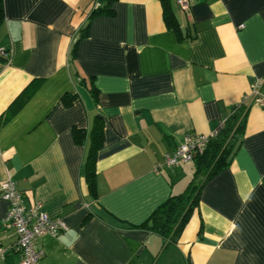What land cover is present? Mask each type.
I'll use <instances>...</instances> for the list:
<instances>
[{"label": "crops", "instance_id": "obj_1", "mask_svg": "<svg viewBox=\"0 0 264 264\" xmlns=\"http://www.w3.org/2000/svg\"><path fill=\"white\" fill-rule=\"evenodd\" d=\"M103 1L3 0L0 183L9 177L26 207L39 202L64 225L38 239L36 264H264V105L247 96L256 79L264 82V0H188L185 9L170 0L181 39L159 0H116L114 15L92 17L71 61L74 40ZM65 94L74 95L69 104ZM241 102V143L201 187L176 242L130 227L193 177V161L155 163L186 134L219 129ZM97 115L103 141L92 196L83 170ZM73 128L83 131L81 143ZM6 210L0 196L1 247L16 240ZM19 261L13 251L0 257Z\"/></svg>", "mask_w": 264, "mask_h": 264}, {"label": "trees", "instance_id": "obj_2", "mask_svg": "<svg viewBox=\"0 0 264 264\" xmlns=\"http://www.w3.org/2000/svg\"><path fill=\"white\" fill-rule=\"evenodd\" d=\"M116 0H104L102 4L95 6L89 13L86 24L81 28L74 40L70 59L76 57L78 42L87 36L90 20L96 15H114L112 7ZM162 7L163 20L168 29L173 30L178 39L182 38L179 24L172 11L170 0H159ZM4 21L3 0H0V26ZM8 51V50H7ZM8 59L0 58V63ZM90 94L96 102L98 90L91 80ZM32 89L28 86L13 100L12 106L17 110L28 99ZM74 95L65 94L62 96L64 104H69ZM243 105L235 106L223 121V127L211 139L208 140L205 148L196 154L193 161L194 172L191 181L183 192L170 194L150 213L147 219L140 224H131L130 227L150 230L161 236L166 242H176L184 225L189 220L193 209L198 204V196L201 187L215 174L225 168L231 156L241 143L244 127ZM6 120V118H4ZM73 138L76 143H81L84 138L82 130L73 128ZM103 141V119L95 116L89 131V145L84 160V181L89 193L95 196V154Z\"/></svg>", "mask_w": 264, "mask_h": 264}, {"label": "built area", "instance_id": "obj_3", "mask_svg": "<svg viewBox=\"0 0 264 264\" xmlns=\"http://www.w3.org/2000/svg\"><path fill=\"white\" fill-rule=\"evenodd\" d=\"M176 3L182 9L189 6L188 0H176ZM8 57L9 52L0 47V58L8 59ZM247 96L251 98L252 102L264 105V82L261 79H256ZM239 105H243V102ZM222 127L223 123L219 129L208 135L186 134L182 142L171 153L164 154L162 160L155 163L154 170L162 167L172 168L180 163L192 161L196 154L203 151L208 140L213 138ZM0 196L7 203L3 222L13 228L16 235L13 245L10 247L0 246V257L3 258L7 252L13 251L20 254L18 264H36L43 256V251L37 245L38 239L43 235H57L64 227L62 221L51 217L43 210L39 202H34L26 207L21 192L9 177L0 183Z\"/></svg>", "mask_w": 264, "mask_h": 264}, {"label": "rangeland", "instance_id": "obj_4", "mask_svg": "<svg viewBox=\"0 0 264 264\" xmlns=\"http://www.w3.org/2000/svg\"><path fill=\"white\" fill-rule=\"evenodd\" d=\"M191 177H192V173H191L190 177H188V180H190Z\"/></svg>", "mask_w": 264, "mask_h": 264}]
</instances>
